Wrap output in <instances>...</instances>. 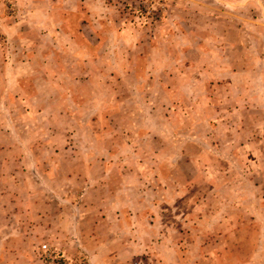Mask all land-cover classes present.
<instances>
[{
    "label": "rangeland",
    "instance_id": "rangeland-1",
    "mask_svg": "<svg viewBox=\"0 0 264 264\" xmlns=\"http://www.w3.org/2000/svg\"><path fill=\"white\" fill-rule=\"evenodd\" d=\"M0 264H264V0H0Z\"/></svg>",
    "mask_w": 264,
    "mask_h": 264
}]
</instances>
